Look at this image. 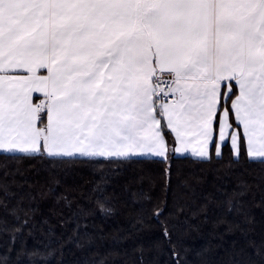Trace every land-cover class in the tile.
<instances>
[{
	"label": "crops",
	"instance_id": "1",
	"mask_svg": "<svg viewBox=\"0 0 264 264\" xmlns=\"http://www.w3.org/2000/svg\"><path fill=\"white\" fill-rule=\"evenodd\" d=\"M158 78L177 156L264 159V0H0V154L166 159Z\"/></svg>",
	"mask_w": 264,
	"mask_h": 264
},
{
	"label": "trees",
	"instance_id": "2",
	"mask_svg": "<svg viewBox=\"0 0 264 264\" xmlns=\"http://www.w3.org/2000/svg\"><path fill=\"white\" fill-rule=\"evenodd\" d=\"M0 154V264H264V159Z\"/></svg>",
	"mask_w": 264,
	"mask_h": 264
},
{
	"label": "rangeland",
	"instance_id": "3",
	"mask_svg": "<svg viewBox=\"0 0 264 264\" xmlns=\"http://www.w3.org/2000/svg\"><path fill=\"white\" fill-rule=\"evenodd\" d=\"M166 104H167V102H166L165 99L161 98V100H158V104H157V108H156V113L158 114V117L160 119V123H163V120H166L167 127H165V129L169 131L168 133L171 135V137L173 139V134H172L173 128L171 126L170 118L168 117V111L166 110V108H165V116H164V107H165ZM201 115H202V113H200V112H197L196 114L194 112L188 113V136L189 135L190 136L193 135V133H190V131H191V129H194L196 127L197 128H200L202 132H204L205 134H207L208 128L210 127V122L211 121H210L209 118L201 119ZM179 120L180 121H183V120H187V119L181 117V118H179ZM164 125H165V123H164ZM162 126H163V124H162ZM193 140H197V139H193ZM167 142H168V140H167ZM168 146H169V143H168ZM171 151L174 154H176V155L179 154L178 151L176 153V151L174 150V148H171Z\"/></svg>",
	"mask_w": 264,
	"mask_h": 264
},
{
	"label": "built area",
	"instance_id": "4",
	"mask_svg": "<svg viewBox=\"0 0 264 264\" xmlns=\"http://www.w3.org/2000/svg\"><path fill=\"white\" fill-rule=\"evenodd\" d=\"M156 85L159 88L160 95L168 101H174L176 99L173 93V80L158 78Z\"/></svg>",
	"mask_w": 264,
	"mask_h": 264
}]
</instances>
